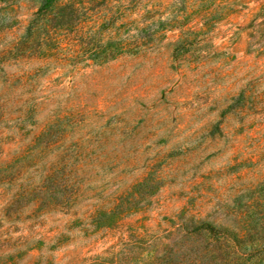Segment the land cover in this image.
<instances>
[{
    "label": "rangeland",
    "instance_id": "rangeland-1",
    "mask_svg": "<svg viewBox=\"0 0 264 264\" xmlns=\"http://www.w3.org/2000/svg\"><path fill=\"white\" fill-rule=\"evenodd\" d=\"M42 4L0 0V264H264V0Z\"/></svg>",
    "mask_w": 264,
    "mask_h": 264
},
{
    "label": "trees",
    "instance_id": "trees-1",
    "mask_svg": "<svg viewBox=\"0 0 264 264\" xmlns=\"http://www.w3.org/2000/svg\"><path fill=\"white\" fill-rule=\"evenodd\" d=\"M49 1L50 0H43V4L40 8V11H41V15H42V21L45 19L47 20L48 23H44L43 24V27L46 29V28H50V27H54V29L58 30L60 29L61 27H70L74 24V21H66L65 19H63L64 17H61V19H57V17H51V12H49L52 8L54 7H51V5H49ZM51 17V18H50ZM126 46V44H125ZM128 46H131L129 43H128ZM116 50H120L119 52H116ZM121 47H117V46H111L108 47V49L105 51V55H108V56H114V55H117L118 53L121 52Z\"/></svg>",
    "mask_w": 264,
    "mask_h": 264
}]
</instances>
